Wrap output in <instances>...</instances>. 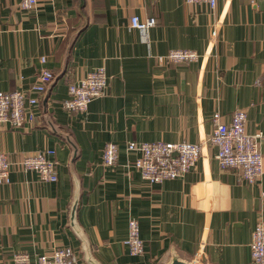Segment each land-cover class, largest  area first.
Instances as JSON below:
<instances>
[{"label": "crops", "instance_id": "0c3cea01", "mask_svg": "<svg viewBox=\"0 0 264 264\" xmlns=\"http://www.w3.org/2000/svg\"><path fill=\"white\" fill-rule=\"evenodd\" d=\"M133 15L155 24L132 29ZM171 49L200 58L158 60ZM101 66L106 92L84 112L65 111L67 84ZM41 68L54 77L25 108L22 127L0 125V153L11 163L10 182L0 185V264L55 248L84 262L69 226L75 194L77 226L100 264H165L172 250L202 263L253 264L251 234L264 224V0H219L214 9L184 0H38L31 11L0 0V91H28ZM237 109L246 112V132L261 133L263 174L254 183L221 170L204 143L211 116L228 123ZM156 140L203 143L201 156L184 176L149 183L126 144ZM107 142L118 147L112 167L102 165ZM36 150L54 151L56 181L21 169ZM129 218L144 242L137 257L123 241Z\"/></svg>", "mask_w": 264, "mask_h": 264}, {"label": "built area", "instance_id": "2783aa9c", "mask_svg": "<svg viewBox=\"0 0 264 264\" xmlns=\"http://www.w3.org/2000/svg\"><path fill=\"white\" fill-rule=\"evenodd\" d=\"M219 0H184L188 4L206 3L210 9L217 6ZM38 0H19V7L31 11ZM130 28L149 29L155 24L154 18L141 20L133 15L129 19ZM219 21L213 24L211 36L218 39L215 31ZM196 52L185 49H171L166 55L159 56L158 60L168 63H188L199 60ZM42 62L45 58L41 57ZM34 84L28 91H0V125L8 123L14 128L22 127L26 120V107L36 104L46 92L47 86L53 80L51 71L41 68L36 74ZM107 88V75L104 68H96L82 79L67 84V98L61 102V107L71 113L84 112L87 104L101 97ZM33 94V95H32ZM29 120H32L29 116ZM228 123L220 119L215 113L211 116L212 130L204 138V143L215 147L218 167L236 171L243 180L254 183L263 174L262 154L259 151L258 141L261 133L250 135L246 132V112L237 109L231 114ZM203 143L193 142H133L126 144V150L138 153L134 167L142 178L149 183H159L163 180H172L184 176L200 158ZM53 150H36L33 154L24 155L19 165L21 169L34 172L41 182L57 180L55 161L48 159ZM118 147L113 142H107L102 151V165L112 167L117 162ZM10 161L6 155L0 153V185L10 182ZM264 196V193H262ZM127 233L123 240L129 255L140 256L144 242L140 237V226L136 219L129 218L126 222ZM249 250L253 264H264V224L258 221L251 234ZM10 264H85L78 259L69 248H55L50 253L39 254L33 260L26 252L15 253Z\"/></svg>", "mask_w": 264, "mask_h": 264}, {"label": "water", "instance_id": "95a60500", "mask_svg": "<svg viewBox=\"0 0 264 264\" xmlns=\"http://www.w3.org/2000/svg\"><path fill=\"white\" fill-rule=\"evenodd\" d=\"M47 125H49L50 129L54 132L57 133V127L49 122H47ZM64 139L71 145L72 149H73V153H72V158L75 157L76 155V149H75V145L74 142L70 140V138L64 136ZM78 195L79 194H75L71 204L69 206V211H70V218H69V226H72V228L75 230L77 236L79 237V239L82 242V253H83V260L85 262V264H100L96 259L93 258L91 251H90V247L88 242H86V240L84 239L83 233L81 231V229L79 228V226H77L76 223V213H77V204H78ZM169 259L165 264H209V263H202L201 261L197 260V259H189L187 257H184L180 254H178L175 250H172L170 255H169Z\"/></svg>", "mask_w": 264, "mask_h": 264}]
</instances>
